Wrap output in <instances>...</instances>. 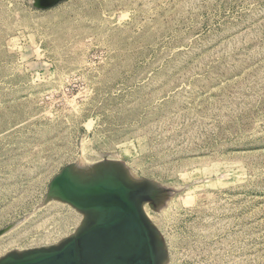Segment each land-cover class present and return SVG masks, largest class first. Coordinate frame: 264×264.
<instances>
[{"label":"rangeland","instance_id":"1","mask_svg":"<svg viewBox=\"0 0 264 264\" xmlns=\"http://www.w3.org/2000/svg\"><path fill=\"white\" fill-rule=\"evenodd\" d=\"M96 164L166 264H264V0H0V260L72 238L51 186Z\"/></svg>","mask_w":264,"mask_h":264},{"label":"bare ground","instance_id":"2","mask_svg":"<svg viewBox=\"0 0 264 264\" xmlns=\"http://www.w3.org/2000/svg\"><path fill=\"white\" fill-rule=\"evenodd\" d=\"M98 164L86 167L85 174H80L71 168L72 170L60 178L59 185L54 189V192L65 202L73 207H78H74L76 210L80 208L79 211H82V226L76 231L77 233L72 238L69 237L67 240L60 241L53 248L50 247L40 251L38 249L36 252L13 251L7 255L8 257H4L5 259L3 260L12 259L11 261L16 264H69L70 255L66 252H62L52 258L49 257L68 242L75 241V238L82 232L84 234L80 235L78 245L75 247V264H94L98 260H106L108 257H112L113 255L107 256L106 254V249L111 245V249L116 246L120 252H131L134 249L137 253L138 250L135 248L136 241L134 239L125 241L127 235H133V231L121 228V225L125 222V219L121 221V218L125 215L126 210L136 220L139 233L141 234L144 244L143 259L145 261L143 262H146V264H163V262H166L164 260L165 252L163 255L161 251V245L163 247V244L161 243L160 245L159 243V233V236L152 234L141 213L143 208H141V203H143L144 198L141 194H138L140 191H138L136 186L142 181L133 179L121 166L115 167L111 165L116 168L115 171H111L112 168L109 167L111 163H108L109 166L107 165L103 168ZM151 200L154 199H149L146 202H151ZM111 229H115L113 234H111ZM122 239H124L125 243L117 245ZM101 240H103V245L101 244L100 250L97 251L98 247L96 244ZM73 243L76 244V242ZM135 255L134 252L125 255L124 258L119 254H115L112 258H116L106 264H138L136 262L138 261V256ZM3 260L1 259L0 262Z\"/></svg>","mask_w":264,"mask_h":264},{"label":"water","instance_id":"3","mask_svg":"<svg viewBox=\"0 0 264 264\" xmlns=\"http://www.w3.org/2000/svg\"><path fill=\"white\" fill-rule=\"evenodd\" d=\"M60 1H62V0H33V4H34V6L36 8L45 10V9H50V8L54 7ZM66 170L67 169H65L53 181L52 186H51V190H50V195H51V193H53L54 189L59 185L60 178H61V176H63V174L66 173ZM146 183H148V182H146ZM138 191H141L140 193L145 194L143 192V191H145V189L142 188V187L138 188ZM149 191H151V190L149 189ZM124 209H125V207H124ZM133 218L134 217L130 216L128 214V212L125 210V215H123V217L121 218V221H123L125 219V222L121 225V228L122 229L127 228V230H132L133 231V235H127L126 238H125V241H129V239H131V240L134 239L136 241L135 242V244H136L135 248L138 250L137 253H136V250H134L132 247H129V248L133 249L131 252L130 251L129 252L128 251L127 252L126 251L125 252H120V251H118V248H116V246H114L113 249H111V246H112L111 245L108 249H106V254H107V256L108 255H113L112 257H114L115 254H119L120 256L124 257L125 255H129V254H132V253L135 252V254H136L135 256H138V258H137L138 261H136V262L138 264H142V262L145 261V259H143L144 258V254H143L144 244H143V241L141 239V234L139 233L136 220H134ZM114 230L111 229V234H113ZM82 234H84V233L82 232L81 234H79L75 238V241L74 240L70 241L66 245H64L61 249H59L58 251H55L54 255H51L49 258H52L53 256L58 255V254H60L62 252H66V253H68L70 255V258L68 259V263L69 264H75V247L78 245V239L80 238V235H82ZM125 241H124V239H122V240H120L119 243H117V245H120L121 243H125ZM73 242H76V244H74ZM104 243H105V241H104ZM101 244L103 245V240H101L100 242H98L96 244L97 247H98L96 249L97 251L100 250ZM121 249H123V248L121 247ZM32 252H36V251H32ZM112 257H110V258L108 257L106 260H104V259L103 260H98L94 264H103L104 262H105V264L109 263L108 261L113 260V259L116 258V257L115 258H112ZM11 260H9V259L8 260H3L2 262H0V264H16V263H13ZM143 264H146V262H143Z\"/></svg>","mask_w":264,"mask_h":264}]
</instances>
